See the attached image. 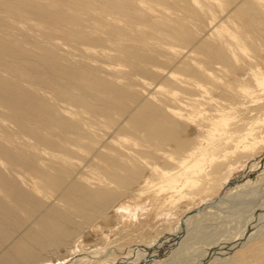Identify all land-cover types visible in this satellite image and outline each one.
<instances>
[{"label": "bare ground", "instance_id": "bare-ground-1", "mask_svg": "<svg viewBox=\"0 0 264 264\" xmlns=\"http://www.w3.org/2000/svg\"><path fill=\"white\" fill-rule=\"evenodd\" d=\"M0 264H264V0H0Z\"/></svg>", "mask_w": 264, "mask_h": 264}, {"label": "rangeland", "instance_id": "rangeland-1", "mask_svg": "<svg viewBox=\"0 0 264 264\" xmlns=\"http://www.w3.org/2000/svg\"><path fill=\"white\" fill-rule=\"evenodd\" d=\"M247 164V163H246ZM244 165L240 168V173H242L244 170H245V168H247V165H246V167H244ZM177 219L175 218V219H171V223L173 224V223H175L176 224V221ZM172 221H174V222H172ZM225 232H226V230L225 229H223ZM222 231V230H221ZM65 251L63 250V251H61V253H64ZM74 254V253H73ZM71 256V255H70ZM76 255H73V257H75ZM69 258H71V257H69ZM230 261V260H229Z\"/></svg>", "mask_w": 264, "mask_h": 264}]
</instances>
